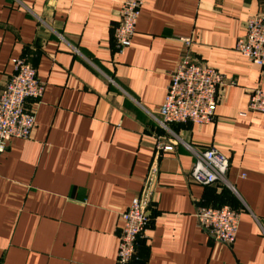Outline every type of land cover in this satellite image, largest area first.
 I'll use <instances>...</instances> for the list:
<instances>
[{
    "label": "crops",
    "instance_id": "obj_1",
    "mask_svg": "<svg viewBox=\"0 0 264 264\" xmlns=\"http://www.w3.org/2000/svg\"><path fill=\"white\" fill-rule=\"evenodd\" d=\"M122 1L0 0V92L16 58L46 88L26 104L36 110L32 137L13 139L0 160V264H116L120 215L167 137L155 120L187 38L191 58L217 69L226 87L213 123L173 129L195 150L215 146L228 158L235 192L193 183L183 145L163 154L131 264H264V115L248 109L251 92L264 91V69L235 49L247 20L264 16V0H146L119 57ZM221 205L240 212L232 247L197 224L200 206Z\"/></svg>",
    "mask_w": 264,
    "mask_h": 264
},
{
    "label": "built area",
    "instance_id": "obj_2",
    "mask_svg": "<svg viewBox=\"0 0 264 264\" xmlns=\"http://www.w3.org/2000/svg\"><path fill=\"white\" fill-rule=\"evenodd\" d=\"M146 0H123L119 21L113 29L115 53L122 57L131 47L136 34L140 12ZM186 51L172 73L167 96L160 109L157 126L166 138L155 143V153L142 188L130 206L120 215L122 227L119 234V250L116 264H131L137 256L140 239L145 236L152 218L163 154L175 151L178 144L186 147L194 156L190 173L191 181L201 186L222 185L235 192L228 181L229 160L215 146L203 151L195 150L179 139L173 126L207 125L215 120L216 109L226 87L224 76L215 68L195 62L191 58L192 38L184 40ZM236 51L252 63L264 69V16L256 15L245 24L243 36L236 44ZM77 52V51H76ZM13 72L0 92V160L13 139L29 140L36 127V110L26 107L28 101L40 102L45 94V84L37 70L24 58L12 60ZM110 84L114 81L108 78ZM249 111L264 115V91L251 92ZM245 116V114H243ZM199 228L214 243L232 247L236 241L240 212L229 205L200 206L196 212Z\"/></svg>",
    "mask_w": 264,
    "mask_h": 264
},
{
    "label": "trees",
    "instance_id": "obj_3",
    "mask_svg": "<svg viewBox=\"0 0 264 264\" xmlns=\"http://www.w3.org/2000/svg\"><path fill=\"white\" fill-rule=\"evenodd\" d=\"M222 206V205H221Z\"/></svg>",
    "mask_w": 264,
    "mask_h": 264
}]
</instances>
